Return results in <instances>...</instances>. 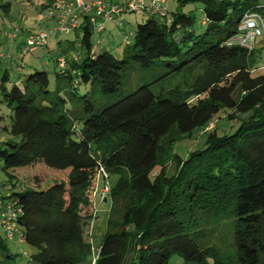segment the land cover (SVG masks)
<instances>
[{"label":"trees","instance_id":"obj_1","mask_svg":"<svg viewBox=\"0 0 264 264\" xmlns=\"http://www.w3.org/2000/svg\"><path fill=\"white\" fill-rule=\"evenodd\" d=\"M174 1L189 10L144 15L126 32L120 57L96 54L100 41L93 45L84 18L74 50L56 59L53 91L48 72L12 82L0 62V135L7 137L0 212L9 207L16 230L10 241L0 227V264H170L173 256L184 264H264V66L238 31L246 12L264 18V0ZM53 4L36 10L46 16ZM10 8L0 0L3 15ZM39 28L24 29L22 50ZM186 73L194 77L190 90L156 89ZM144 75L148 82L137 85ZM222 115L238 123L208 132ZM205 130L190 150L179 146ZM94 146L105 148L98 160ZM98 165L116 177L106 198L112 209L123 202V212L120 223L110 213L93 263L89 202ZM222 219L232 221L233 261L209 244L207 228Z\"/></svg>","mask_w":264,"mask_h":264},{"label":"rangeland","instance_id":"obj_2","mask_svg":"<svg viewBox=\"0 0 264 264\" xmlns=\"http://www.w3.org/2000/svg\"><path fill=\"white\" fill-rule=\"evenodd\" d=\"M45 0H33L32 3L22 1L21 0H10L9 3H11L10 12L8 15H3L2 10L0 9V29L4 25V21H6V24L8 25V28L10 26L12 33L15 31H18L16 34L19 37V40L25 37L26 30H24L27 26H36L37 24H43L50 27V29L54 28V22L48 18L45 17L46 11L44 14H39L36 10L37 6H39L42 2ZM166 6L168 7V10L170 12H186L188 11L189 7H179L177 8V4L174 0H167ZM193 15L196 19V25H200V21L202 19V12L199 10H195L193 12ZM146 16H139L135 15L133 13L124 15L122 17H119L116 21L118 23H121V29L116 25V22H109L105 25L104 32L98 36L95 32H93L91 37V42L93 45L96 44V40L99 39L100 41V47L97 49L96 54H102V53H110L116 57H120L123 46H124V40L125 34L128 30H131L133 27H136L139 24H144L147 21ZM37 32H39L38 29H36ZM49 38L47 40L48 42V49H38L37 51L27 54L24 56V58H21V55L19 51L15 49V43L12 41V39L8 37L0 44V55L5 56L4 58L0 59L1 63H6L9 60L8 57L12 56L11 58V70L9 72L10 80L13 82L14 80L22 79L24 75H28L34 71H46L49 73L50 77V83L51 88L50 90H54V84H55V78L52 74V70L56 69L59 64L56 62V59L60 56L61 50L67 51L70 49V51L74 50V47L70 44V42H77L82 34L79 32L77 33H67L62 35L57 34H51L48 32ZM58 40L61 42L59 43ZM129 42L131 43L133 38L130 37ZM13 44V45H12ZM13 49L11 50V48ZM51 51V57L47 56V52ZM17 52V53H15ZM254 55L256 57H262L260 59L259 64L261 66H264V38H258L255 43L254 47ZM7 60V61H6ZM5 61V62H4ZM138 74H133L132 80L137 79ZM192 78H194L190 73H186L184 77H172L169 80H166L164 83L159 85L156 89L158 91H162L163 93L166 91H170L172 89H180L182 92L188 91L191 89L190 85H192ZM146 81L147 77L144 75L143 77L139 78V83L141 84L142 81ZM128 83V78L124 80L125 86ZM132 89L135 88L136 85L130 84ZM127 87H129L127 85ZM62 95L64 96L65 93L62 92ZM83 95V90L78 92V96ZM55 94H53V97ZM94 99H102V95L97 91L95 94H93ZM6 111L4 108L0 107V114L1 112ZM223 118L217 119L215 123L211 124L207 131H213L216 129H223L228 126L235 127L238 123V120L233 121L231 123H226V119H224L225 115H222ZM246 115H237L238 119L245 118ZM2 125V122H0V126ZM206 132L202 131L201 133H198L199 135L195 137L194 140H188L181 142L179 144L180 147L185 148L187 151L190 150L193 146H195L198 141H200L201 137H203V133ZM201 135V136H200ZM7 137L0 135V140L4 141ZM105 148L94 146L92 148V155L97 160L99 159L102 151H104ZM170 172H172V166H169ZM20 171V170H19ZM16 173V177L20 179L18 183L22 184L21 182L26 179V177L23 176L24 173ZM52 172L51 170H49ZM44 174V172H43ZM19 175V176H18ZM115 176L109 179V184L112 186L113 181L115 180ZM54 180V179H53ZM52 180V181H53ZM7 181V177L1 172L0 170V184L5 183ZM52 181H50L52 183ZM29 184V182H27ZM104 187V181L100 180L99 177L96 174L95 182L93 183V193H99ZM93 198L89 202V208H92V211L88 210L89 208H84V211L90 212L92 215L94 213V218L90 229V241L93 246V254L89 257V260L95 257L97 254V247L100 244V240L104 236L103 234L106 233V227H107V221L111 213V220L114 223H120L122 218V212H123V202H119V204L113 206L112 209V201L109 199L108 203L104 204L101 202L100 198L96 195L94 197V194L92 195ZM112 209V210H111ZM232 221L230 219H222L219 220L216 223H213L210 227L207 228V232L209 233V239H210V245L213 247L218 248V253L223 258H232L230 261H233L234 252L232 248ZM1 232H3V229H1ZM11 241V240H10ZM15 247L20 249H26L25 246H19L18 243H16ZM20 252V250H18ZM86 264H90L89 261ZM170 264H184L182 259L178 256H173L171 258Z\"/></svg>","mask_w":264,"mask_h":264},{"label":"built area","instance_id":"obj_3","mask_svg":"<svg viewBox=\"0 0 264 264\" xmlns=\"http://www.w3.org/2000/svg\"><path fill=\"white\" fill-rule=\"evenodd\" d=\"M54 4L48 10L46 18L54 22L55 27L52 31L62 35L73 33L78 30L84 18L91 24L94 31L102 33L105 30L106 23L116 22L119 17L133 13L139 16H165L166 0H53ZM41 24L36 26H27L25 29L34 27L39 28ZM239 37L241 44L252 51L258 38H264V18L256 12H246L242 17L239 28ZM18 31L13 36L17 37ZM47 30L39 28V32L31 34L26 38L22 55L34 52L38 47L47 43L49 38ZM5 56L0 55V59ZM97 176L104 181V187L97 195L101 201L107 199L110 193L109 175L103 166L98 165ZM15 219L14 213L7 208V212H0V227L6 234L7 239L13 238L16 232L11 222ZM98 257V251L93 259V263Z\"/></svg>","mask_w":264,"mask_h":264},{"label":"crops","instance_id":"obj_4","mask_svg":"<svg viewBox=\"0 0 264 264\" xmlns=\"http://www.w3.org/2000/svg\"><path fill=\"white\" fill-rule=\"evenodd\" d=\"M22 1H26V0H21V2ZM33 1V0H32ZM6 2H10V0H3V3H6ZM27 2V1H26ZM166 3H167V0H166ZM166 3H165V6H166ZM166 8L168 9V7L166 6ZM10 12V11H9ZM9 14V13H8ZM7 14V15H8ZM11 30V28H10V26H9V28H8V25L6 24V21H4V25H3V27L0 29V44L2 43V42H4V40L8 37V35H10L9 37L12 39V41L15 43V49L17 50V51H19V53H21V50H22V45H23V42H24V39H25V37L23 36V38H21L20 40H19V37L17 36V37H14L13 36V33H12V31H10ZM13 45V44H12ZM13 49V47L11 48V50ZM15 53H17V52H15ZM11 58H12V56H10V58L8 57V59L7 60H9L8 62H6V63H2V65L1 66H5V67H10L11 68ZM6 60V61H7ZM5 62V61H4Z\"/></svg>","mask_w":264,"mask_h":264},{"label":"water","instance_id":"obj_5","mask_svg":"<svg viewBox=\"0 0 264 264\" xmlns=\"http://www.w3.org/2000/svg\"><path fill=\"white\" fill-rule=\"evenodd\" d=\"M103 203L106 204V203H107V199H104V200H103Z\"/></svg>","mask_w":264,"mask_h":264}]
</instances>
